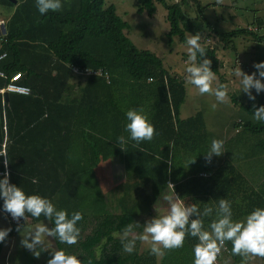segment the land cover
Here are the masks:
<instances>
[{"label": "trees", "instance_id": "trees-1", "mask_svg": "<svg viewBox=\"0 0 264 264\" xmlns=\"http://www.w3.org/2000/svg\"><path fill=\"white\" fill-rule=\"evenodd\" d=\"M135 5L137 14L149 17L158 5L166 10L168 43L174 37L184 43L188 34L198 32L210 70L221 83V62L210 43L213 36L223 49L234 48L236 39L246 37L264 44V34L257 33L261 18L253 19L254 30L239 27L220 32L206 16L201 0H136ZM0 6L10 12L3 19L6 32L0 54L6 56L0 59L4 73L0 88L19 73L17 82L30 90L8 93L7 100L0 94V149L4 144L9 183L47 197L68 213L82 214L77 243L62 245L52 239L56 249L76 254L82 264L89 260L91 264H171L149 255L147 249L126 254L117 237L139 210L149 211L168 186L176 198L198 208L215 206L219 198L230 201L234 220L264 206V177L257 179V187L252 184L236 163L237 155L225 156L218 164L205 158L208 134L203 113L180 117L186 98L184 74L171 71L155 52L138 48L127 35L130 25L114 4L62 0L59 12L43 16L34 0H0ZM253 96L244 105L250 118L234 123L237 134L243 130L257 137L252 157L239 153L246 158L264 155V125L251 115L255 107L264 105V92ZM231 99L238 102L235 95ZM127 108L148 117L154 128L150 141L125 139L117 145L118 136H127L123 131ZM189 157L194 162L186 167ZM111 160L125 174L121 195L115 199L117 212L110 210L97 180L101 166ZM259 161L253 166L264 169V158ZM4 171L0 164V175ZM26 218L45 220L27 214ZM212 218H202L205 229ZM10 224L0 253L18 223ZM195 242V237L186 235L179 253L192 256Z\"/></svg>", "mask_w": 264, "mask_h": 264}, {"label": "clouds", "instance_id": "clouds-1", "mask_svg": "<svg viewBox=\"0 0 264 264\" xmlns=\"http://www.w3.org/2000/svg\"><path fill=\"white\" fill-rule=\"evenodd\" d=\"M34 7L41 16L48 12H59L62 0H34ZM198 32L189 34L184 39L186 60L183 73L186 84L195 88L198 95L208 94L214 97L210 110H215L218 104L228 102V91L224 83L217 80L210 70V61L205 56L206 49L201 45ZM6 53L0 54L3 59ZM255 72L245 73L237 65L232 69V75L237 78L238 90H242L249 100H254L250 89L259 94L264 91V60L253 62ZM215 81V84L213 82ZM123 131L127 134L116 138L117 145L125 139L139 143L150 141L154 128L148 117L136 108H127L123 112ZM252 118L264 125V105L255 107ZM122 149V148H121ZM222 139L210 140L204 153L206 159L213 155L219 156L224 151ZM0 164L5 171L0 175V210L7 213L12 220L22 218L26 214L32 218L43 217L50 223H37L24 229L20 245L30 250L34 257H39L44 249H50V256L45 264H82L76 254L66 252L63 248L52 249L46 246V240L51 238L62 245H75L80 237L78 222L82 220L80 211L66 212L57 208L47 197L36 193H26L20 186L9 183L6 152L0 151ZM194 162L193 157L186 160V167ZM185 167V168H186ZM178 197V196H177ZM168 207L165 212L146 219L143 224L132 221L127 223L119 233L121 249L124 253L134 252L138 241L147 245L149 255L162 257L164 250L182 247L185 236L195 237L192 247V264H214L225 242L231 244L232 255L241 257V264H246L250 256L264 257V206L253 207L240 220L233 219L231 202L219 198L215 206L205 204L198 208L196 204H185L184 201L165 196ZM203 217H213L207 228ZM140 229L139 232L136 230ZM10 228H0V242L5 241ZM21 232V229H19ZM91 264V261H88Z\"/></svg>", "mask_w": 264, "mask_h": 264}, {"label": "rangeland", "instance_id": "rangeland-1", "mask_svg": "<svg viewBox=\"0 0 264 264\" xmlns=\"http://www.w3.org/2000/svg\"><path fill=\"white\" fill-rule=\"evenodd\" d=\"M135 1L105 0V4H114L117 14L128 22L130 28L128 29L127 35L138 48L155 52L164 59L165 65L171 71L174 70L184 74L183 68L187 58L186 52L184 51V43L179 41L177 37H174L172 42L168 43L166 33L169 29V24L165 20L166 10L161 5H158L155 14L151 17L145 13L137 14ZM201 2L206 5L205 14L211 23L216 22L218 31L226 32L239 27L254 30L256 27L252 24L253 19L261 18L263 25L257 33L264 34V0H201ZM9 14L10 12L8 10L0 6V19H4V15L8 16ZM216 38V36H213L210 43L216 48V54L221 62L220 72L223 75V83L227 87L228 102L218 104L214 111L210 110L209 105L214 101V97L208 94L198 95L193 86L185 83L186 98L180 107V117L186 118L201 111L208 134L207 146L213 138L222 139L224 142L225 150L219 156L213 155L211 157L214 164L220 163L225 156L233 159L237 155L238 160L236 163L243 168L244 173L250 179L251 183L253 184L254 182V185L257 187V179L260 178L262 180L264 177V169L261 166L253 165L260 164L259 160L263 159L264 155H256L253 156L254 158L247 157L248 159L241 155L239 156L241 152L249 156L253 154H251V150L254 148L253 144L257 140V137L250 136L243 130L240 134H237V130L234 128V123L239 121V119H247L250 116L244 109L248 97L242 90H238L237 78L232 75V69L237 65L245 73L255 72L252 65L253 62L264 60V44L253 42L249 37H246L236 39L234 48L230 45L229 48L223 49L220 46L221 43H217ZM215 76L219 81L218 75L215 74ZM261 80L264 83V78H261ZM213 84H215V81ZM250 91L253 95L257 94L252 89ZM263 92L261 91L260 93ZM232 95L238 97L237 103L232 101ZM248 163H250V167ZM251 167L253 168L252 170ZM259 171L261 172L260 174H258ZM97 180L99 181L98 184L103 191L110 210L117 212L118 209L115 208V199L122 192L121 185L125 180L123 168L115 160L104 163L101 166V171L98 173ZM165 196L177 199L171 187H166L153 202L149 211L139 210L134 221L143 224L146 219L165 212L168 207V201L164 199ZM240 219H243V217L236 220ZM40 222L49 226L47 220ZM40 222H31L29 218H26L24 222L19 221L16 224L14 234L3 244L0 253V264H45V261L50 256V249H44L40 252L39 257H34L30 250L20 245L21 235H23L24 229ZM3 225H6L5 227L7 228L11 226L9 223L6 224L5 218L2 219L0 217V227ZM19 229H21V232ZM136 231L139 232L140 229ZM117 237L119 238V236ZM46 246L56 249L51 238L46 240ZM145 249H147V245L138 241L134 251L141 252ZM162 257L163 259H168L171 264H192V256L190 254H180L178 248L164 250ZM162 257H157V260ZM220 264H241V257L236 255L235 259L231 253L230 257L221 258ZM246 264H264V257L250 256Z\"/></svg>", "mask_w": 264, "mask_h": 264}, {"label": "built area", "instance_id": "built-area-1", "mask_svg": "<svg viewBox=\"0 0 264 264\" xmlns=\"http://www.w3.org/2000/svg\"><path fill=\"white\" fill-rule=\"evenodd\" d=\"M2 25H4V20L0 19V42L3 40V30H2ZM2 54V53H1ZM96 73L98 74V72L96 71ZM0 76H4V73L2 71H0ZM20 74L19 73H15L12 75L10 81L5 85V87L0 88V94L3 95L5 92L7 93H19V94H28L29 93V88L21 85L17 82V80L19 79ZM5 145L2 144V147L0 149V151L5 152L4 149ZM8 219L10 223H18L20 221V218H17V220H12V218L8 215ZM231 256V249L229 248V246L226 244L223 246V248L221 249V253L220 255L217 256L216 260L214 261V264H220V259L221 258H226V257H230Z\"/></svg>", "mask_w": 264, "mask_h": 264}, {"label": "crops", "instance_id": "crops-1", "mask_svg": "<svg viewBox=\"0 0 264 264\" xmlns=\"http://www.w3.org/2000/svg\"><path fill=\"white\" fill-rule=\"evenodd\" d=\"M0 217L3 219V218H5L6 219V224H10V222H9V219H8V214H6L5 212H3L2 210H0ZM6 225H3V226H1L0 228H7V227H5Z\"/></svg>", "mask_w": 264, "mask_h": 264}, {"label": "water", "instance_id": "water-1", "mask_svg": "<svg viewBox=\"0 0 264 264\" xmlns=\"http://www.w3.org/2000/svg\"><path fill=\"white\" fill-rule=\"evenodd\" d=\"M2 30H3V33L6 32L5 25H2ZM3 97H4V100H7V98H8V93L5 92V93L3 94ZM20 222H23V219H20Z\"/></svg>", "mask_w": 264, "mask_h": 264}]
</instances>
